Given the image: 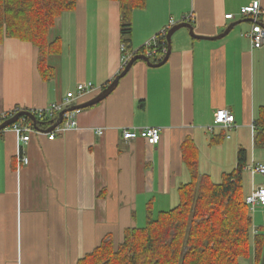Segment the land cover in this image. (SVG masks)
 I'll return each mask as SVG.
<instances>
[{
  "label": "crops",
  "instance_id": "obj_1",
  "mask_svg": "<svg viewBox=\"0 0 264 264\" xmlns=\"http://www.w3.org/2000/svg\"><path fill=\"white\" fill-rule=\"evenodd\" d=\"M255 1L264 9V0H147L134 12L132 46L123 51L119 3L77 0L50 30L49 42L61 45L47 58L50 79L42 77L31 43L6 38L0 44V112L11 115L62 104L80 84L95 90L70 107L90 101L147 43L185 18L206 38L236 23L215 41L177 31L165 65L135 62L106 100L80 110L77 130L49 140L52 132L44 131L54 121L33 129L27 144L11 127L0 133V264H78L105 237L118 244L125 230L144 228L156 209H173L177 190L190 181L182 153L188 138L199 149V172L215 181L236 169L240 150L247 164H264L252 129L264 108V46L252 47L247 34L254 23L240 14ZM161 54L151 62H161ZM124 56L130 60L123 68ZM218 110L234 115L235 127L209 131ZM148 127L161 129L156 146L123 138L124 129ZM257 176L247 174V196L264 186Z\"/></svg>",
  "mask_w": 264,
  "mask_h": 264
},
{
  "label": "trees",
  "instance_id": "obj_2",
  "mask_svg": "<svg viewBox=\"0 0 264 264\" xmlns=\"http://www.w3.org/2000/svg\"><path fill=\"white\" fill-rule=\"evenodd\" d=\"M118 2L121 12V41L132 46L133 15L146 8L147 0ZM77 7V0H0V44L6 38L31 43L38 51V69L44 79L54 72L47 58L60 53V43L49 42L55 21ZM167 47L160 38L159 54ZM143 48L137 54H146ZM29 123L31 120L26 118ZM53 125L54 120H38ZM215 143V142H213ZM254 145L264 149V108L255 121ZM190 181L178 189L179 205L156 218L147 217L144 228L127 229L120 243L109 236L78 261V264H264V225L254 226L246 203L245 150L238 153L237 167L215 183L199 172V149L188 138L182 145ZM248 174V173H247Z\"/></svg>",
  "mask_w": 264,
  "mask_h": 264
},
{
  "label": "built area",
  "instance_id": "obj_3",
  "mask_svg": "<svg viewBox=\"0 0 264 264\" xmlns=\"http://www.w3.org/2000/svg\"><path fill=\"white\" fill-rule=\"evenodd\" d=\"M241 16L244 18H249L253 21V27L250 33L247 34V37L250 39L251 45L253 48H258L264 46V9L261 8L260 2L255 1L251 5L244 7L241 9L240 12ZM233 15L229 14L226 15V19H232ZM192 17L186 19L185 22L191 23ZM167 30L161 32L160 35L155 37L153 41L147 43V54L148 57L157 56L158 50V41L160 38H165L167 36ZM122 50L125 51V46H122ZM167 48H163L162 54L160 55V59L166 55ZM130 60L129 56H124L123 61V68ZM95 90V87L92 83L87 84H80L77 87L75 92L68 93L64 99L62 104H52L47 108L39 109L32 111V113L37 117L39 120H49L54 119L56 122L59 113L63 112L64 110L68 109L70 105L79 99L84 98L86 95L90 94ZM19 112L16 111L15 114ZM80 110L66 112L64 114V122L58 126L49 136V140H54L57 133H66L72 130H77V115L80 113ZM15 114H7L5 112H0V126L8 119L12 118ZM222 129H231L235 127V117L232 115L228 110H218L215 115L214 124L209 127V131L214 132L216 128ZM12 131L17 135L19 139V143L27 144L31 139V132H33V125L29 123L25 117H21L14 125L11 126ZM252 129L255 130V126H252ZM104 131L99 129L97 131L98 136H102ZM123 138L127 142L134 141L138 138L144 139L150 146H156L160 143L161 139V129L157 127H148L142 129H124L123 130ZM25 164H28V158L21 159ZM245 172L251 175H262L264 176V164L259 162H252L245 167ZM247 205L253 209L257 206H264V186L257 187L246 199Z\"/></svg>",
  "mask_w": 264,
  "mask_h": 264
},
{
  "label": "water",
  "instance_id": "obj_4",
  "mask_svg": "<svg viewBox=\"0 0 264 264\" xmlns=\"http://www.w3.org/2000/svg\"><path fill=\"white\" fill-rule=\"evenodd\" d=\"M235 25H236V23L230 25L221 35L214 37V38H206V37L196 35L194 32V27L190 23L182 22V23L175 25L173 28H171L168 31V34L166 36L168 51H167L165 58L161 62L152 63L150 58L146 55H143V54H139V55L134 56L130 60L128 65L125 67L124 71L120 75H118L114 79V81H112V83H110L99 95H97L95 98L91 99L90 101H88L86 103L70 107V108L64 110L63 112H61L58 115V119L56 120V123L44 132H46V133L53 132L63 122V117H64V114L66 112H71V111H76V110H85V109H88V108L93 107L95 105H98L101 102H103L104 100H106L114 92V90L117 88L119 81L127 75V73L132 68V66L134 65L135 62L140 61V60L145 61L147 63V65L151 68H159V67H162L163 65H165L167 63V61L169 60V57L171 54L172 36L177 31H179L180 29H188L190 36L195 38V39L215 41V40H220V39L225 38L231 32V30L235 27ZM21 117H26V118L30 119L32 122L33 128L35 130L43 131L38 126L39 121L36 118V116L30 111L23 110V111L17 112L12 118L5 121L0 126V133L3 132L4 130H6L7 128L11 127L12 125H14Z\"/></svg>",
  "mask_w": 264,
  "mask_h": 264
},
{
  "label": "rangeland",
  "instance_id": "obj_5",
  "mask_svg": "<svg viewBox=\"0 0 264 264\" xmlns=\"http://www.w3.org/2000/svg\"><path fill=\"white\" fill-rule=\"evenodd\" d=\"M258 177V179L259 178H264V176H262V175H258L257 176ZM246 178H247V173L245 174V180L244 181H246ZM212 180H213V182H215V183H221L222 182V177H220L219 178V180L218 181H215V179L214 178H211ZM247 192V190H246V188H245V193ZM177 195H178V190H177ZM248 197V196H247ZM179 198V197H178ZM179 205V199H178V201H177V203H176V205H174V207H172V208H175V207H177ZM171 210V209H170ZM254 211H252L251 210V208L249 207V211H250V213H251V215L253 216V218H254V226H255V228L256 227H258V226H262V225H264V214H260V210H261V208H259V206L258 207H256V208H254L253 209ZM156 212L157 213H155L156 215H155V217L154 218H156L157 216H158V214H159V212L157 211V209H156ZM260 214V215H259ZM263 215V216H262ZM146 225V224H145ZM144 225V226H145ZM249 264H252V260H250L249 261Z\"/></svg>",
  "mask_w": 264,
  "mask_h": 264
},
{
  "label": "bare ground",
  "instance_id": "obj_6",
  "mask_svg": "<svg viewBox=\"0 0 264 264\" xmlns=\"http://www.w3.org/2000/svg\"><path fill=\"white\" fill-rule=\"evenodd\" d=\"M251 23V22H250ZM37 118V117H36ZM39 120V119H38Z\"/></svg>",
  "mask_w": 264,
  "mask_h": 264
}]
</instances>
